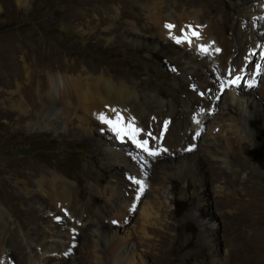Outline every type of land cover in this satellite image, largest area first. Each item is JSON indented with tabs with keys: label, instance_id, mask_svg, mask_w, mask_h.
<instances>
[{
	"label": "bare ground",
	"instance_id": "bare-ground-1",
	"mask_svg": "<svg viewBox=\"0 0 264 264\" xmlns=\"http://www.w3.org/2000/svg\"><path fill=\"white\" fill-rule=\"evenodd\" d=\"M19 1L27 3V0ZM142 1L143 11L159 27L157 36L149 40L142 39L134 29L144 18L127 10L123 0H81L84 10L74 13L82 19L90 18L93 34L107 33L98 42L113 43L124 39L126 46L161 47L165 54H170L169 59L174 58L173 62L161 59L158 52L150 59L167 67L172 75L175 68L180 69L178 58L198 68L191 74L192 79L203 68L209 94L216 104L230 98V107L236 102L250 117L262 119L264 106L254 97L257 93L264 99V52L260 50L258 54L260 46H255L254 64L241 74L239 70L244 66V58L248 57L250 45L246 43L240 55L230 57L233 50L219 32L222 25L212 0H204V11L195 8L201 0ZM233 5L247 8L245 26L263 41L264 0H235ZM12 65L8 64L11 69L8 74L2 69L0 73V83L13 87L6 98L2 97L5 92L0 89V139L11 138L26 129L30 133L46 130L55 134L59 128L63 130L59 132L61 136L93 135L109 160L125 165L126 170L124 181L113 178L103 192L99 188L108 183L107 175L93 178L96 181L94 193L106 199L102 207H98L101 199L93 197L87 205L79 195L82 190H78L77 180L40 156L21 161L0 159V264H80L84 248L92 241L89 243L88 238L93 239L95 250L84 259V264H95L97 259L103 264H112V261L135 264V252L140 256V263L147 264L146 251L139 247H145L147 242L134 243L130 250L125 239L135 228V218L139 214L144 215L141 234L148 237L146 226L151 210L145 207L144 198L155 193L157 202H164L161 190L166 188L167 180L174 177L188 182L191 174L198 172L195 177L203 183L200 169L204 168L207 158L219 167L234 165L228 141L231 138L222 137L221 123L216 122L221 111L217 105L207 108L205 116L199 110L194 119L195 137L190 138V129L173 122L179 110L175 101L164 97L160 91L139 87L135 79H130L129 71L120 74L98 64L71 62L58 49L41 53L37 62L30 63L24 58L16 67ZM230 65L235 70L227 72L229 78L234 84L243 85L240 88L250 93V97L237 95L235 98L234 88L229 91L224 86L221 71ZM178 79L187 95L195 92L193 82ZM196 95L199 98L200 92ZM198 98L193 100V105L198 103ZM177 115L185 121L182 113ZM145 141L144 147L139 146ZM152 167L161 173L157 182L155 176H150ZM221 189L218 186V190ZM198 194L204 200L198 214L202 217L205 241L215 262L228 264V250L222 249L216 238L217 229L213 224L216 217L205 208V189L201 188ZM165 210L164 206L161 211ZM102 243L108 247L103 249ZM150 243L153 240L150 239Z\"/></svg>",
	"mask_w": 264,
	"mask_h": 264
},
{
	"label": "rangeland",
	"instance_id": "rangeland-1",
	"mask_svg": "<svg viewBox=\"0 0 264 264\" xmlns=\"http://www.w3.org/2000/svg\"><path fill=\"white\" fill-rule=\"evenodd\" d=\"M212 1L218 9L222 25L219 32L233 50L230 57L240 55V49L246 43L250 45L247 49L248 57L244 58V66L239 70L244 74L247 68L254 64L255 46H260L258 54L264 52V40L259 41L250 27L245 26L248 11L245 6H234L235 0ZM142 2L123 0V5L135 16L144 18L134 29L143 36L142 39L149 40L157 36L159 27L153 24L147 12L143 11ZM203 2L204 0H201V3L195 6L196 10L204 11ZM78 10H84L81 0H27L26 4H21L19 0H0V73L2 69V72L8 74L11 70L8 69L9 63L16 67V63L24 58L30 63L37 62L41 53L58 49L69 57L71 62L77 60L92 65L98 64L101 67H110L120 74L129 71L130 79H135L139 87L153 92L160 91L164 97L175 101L179 110L176 111L173 122L185 126L186 130L190 129V138L195 137L194 119L199 110L203 112L202 116H205L207 108H216V105L221 107V111L216 109L217 112L220 111L216 122L221 123L222 137L231 138L228 141L231 145L229 147L233 166L223 164L219 167L214 160H208L206 157L204 168L200 169V172H203V183L195 177L199 175L198 172L191 174L188 182L174 177L168 179L166 188L161 190L164 202H157L155 193L144 198L145 207L151 210L149 225L146 226L149 234L148 237L141 234L144 215H137L131 235H125L128 249L131 250L134 243L141 245V241L147 242L145 247L139 246L141 251H146L147 264H218L205 241L200 221L202 217L198 214V209L204 204L198 194L202 188L207 196L205 208L216 217L213 224L217 229L215 233L219 246L228 250V264H264V115L259 120L250 117L238 103L233 102L230 107V98L216 104L212 94H209L206 71L200 68L199 75L192 79L191 74L198 68L188 65L181 58H178L180 69L175 68L173 75L168 73L167 67L160 66L150 59L153 53L158 52L161 59L173 62L174 58L169 59L170 54H165L161 47L134 44L126 46L124 39L113 43L106 40L98 42L99 38L107 33L98 31L93 34L95 30L92 28L93 24L90 26V18L83 20L74 13ZM117 36L119 37L120 33ZM113 45L117 47L112 48ZM233 69L235 70L234 66L230 65L221 71L224 86L229 91L234 88L235 98L237 95L250 97V93L240 88L243 85H236L229 78L227 72ZM178 78L186 83L193 82L195 92L187 95ZM0 89L7 93L2 95L6 98L13 87L0 83ZM197 91L200 92L199 98ZM254 97L258 99L255 100L257 103L264 106V99L260 94L254 93ZM3 98L1 99L4 100ZM195 98H198V103L193 105ZM179 113L185 116V121L178 117ZM57 130L52 134L46 130L30 133L26 129L24 133L0 139V159L21 161L40 156L53 166L61 168L69 178L77 180L76 186L79 191L82 190L79 195L85 199L87 205L91 204L93 197H97L101 199L98 207H102L106 199L94 193L93 184L96 181L93 178L107 175L108 183L99 188L103 192L113 178L124 181L125 165L112 163L103 147L98 145L95 136L84 133L61 136L59 132L63 130ZM233 143L235 144L232 145ZM155 167H152L150 176H155L157 182L161 173ZM218 186L222 189L218 190ZM164 206L166 210L161 211ZM17 235L21 236L18 228ZM150 239L153 240L152 244ZM88 242L90 244L84 248L80 264H84V259L95 250L93 239L88 238ZM102 247L106 249L108 246L102 243ZM135 255L136 263L141 264L140 256H137L136 252ZM95 264L103 262L97 259Z\"/></svg>",
	"mask_w": 264,
	"mask_h": 264
},
{
	"label": "snow or ice",
	"instance_id": "snow-or-ice-1",
	"mask_svg": "<svg viewBox=\"0 0 264 264\" xmlns=\"http://www.w3.org/2000/svg\"><path fill=\"white\" fill-rule=\"evenodd\" d=\"M169 28L174 27V25H166ZM179 42V41H178ZM203 51H207V49H202ZM216 51H220L219 49H216ZM103 118V117H102ZM167 124V122H165V125ZM137 131H142V130H137ZM148 135H151L150 133H148ZM147 144V141L143 142L142 144H140L139 146L144 147ZM154 154V153H152ZM141 192H143V188L140 189Z\"/></svg>",
	"mask_w": 264,
	"mask_h": 264
}]
</instances>
